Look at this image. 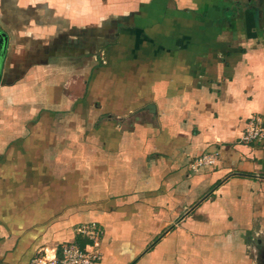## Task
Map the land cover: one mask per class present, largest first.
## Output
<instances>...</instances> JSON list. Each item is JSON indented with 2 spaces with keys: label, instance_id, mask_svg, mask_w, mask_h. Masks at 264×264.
<instances>
[{
  "label": "crops",
  "instance_id": "1",
  "mask_svg": "<svg viewBox=\"0 0 264 264\" xmlns=\"http://www.w3.org/2000/svg\"><path fill=\"white\" fill-rule=\"evenodd\" d=\"M0 30V264L89 223L98 264H264V0H0Z\"/></svg>",
  "mask_w": 264,
  "mask_h": 264
},
{
  "label": "built area",
  "instance_id": "2",
  "mask_svg": "<svg viewBox=\"0 0 264 264\" xmlns=\"http://www.w3.org/2000/svg\"><path fill=\"white\" fill-rule=\"evenodd\" d=\"M240 143L264 144V118L252 117L247 121ZM215 157L214 154L198 157L192 168L213 166L216 162ZM77 231L86 240L84 245L77 242L63 243L52 253L38 249L29 264H98L101 260L98 242L103 235L102 229L96 223H89L81 225Z\"/></svg>",
  "mask_w": 264,
  "mask_h": 264
},
{
  "label": "water",
  "instance_id": "3",
  "mask_svg": "<svg viewBox=\"0 0 264 264\" xmlns=\"http://www.w3.org/2000/svg\"><path fill=\"white\" fill-rule=\"evenodd\" d=\"M8 45V37L7 35L0 30V66L3 63L5 58V53Z\"/></svg>",
  "mask_w": 264,
  "mask_h": 264
},
{
  "label": "rangeland",
  "instance_id": "4",
  "mask_svg": "<svg viewBox=\"0 0 264 264\" xmlns=\"http://www.w3.org/2000/svg\"><path fill=\"white\" fill-rule=\"evenodd\" d=\"M10 59L8 58V61H9Z\"/></svg>",
  "mask_w": 264,
  "mask_h": 264
},
{
  "label": "flooded vegetation",
  "instance_id": "5",
  "mask_svg": "<svg viewBox=\"0 0 264 264\" xmlns=\"http://www.w3.org/2000/svg\"><path fill=\"white\" fill-rule=\"evenodd\" d=\"M7 50V49H6ZM6 54V53H5Z\"/></svg>",
  "mask_w": 264,
  "mask_h": 264
}]
</instances>
